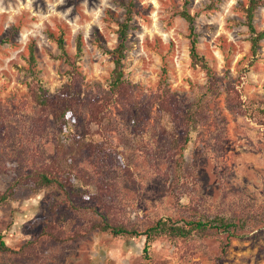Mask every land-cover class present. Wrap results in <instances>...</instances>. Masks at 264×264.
<instances>
[{
  "label": "rangeland",
  "instance_id": "374dc122",
  "mask_svg": "<svg viewBox=\"0 0 264 264\" xmlns=\"http://www.w3.org/2000/svg\"><path fill=\"white\" fill-rule=\"evenodd\" d=\"M129 1L133 14L122 63L133 97L145 103L165 83L187 108L203 91L207 77L190 64L188 26L178 15L183 0H0V40H7L0 47V192L55 157L51 116L35 121L39 109L24 70L28 48L35 50L38 84L53 96L67 84L69 67L47 32L61 27L70 55L80 35L77 70L86 102L106 89L113 68L107 51L117 45V22ZM260 2L252 19L257 32L264 30ZM246 7L247 0H188L186 5L195 17L197 51L217 77L219 94L189 132L183 154L190 174L177 198L167 191L169 139L157 105L139 129L121 106L111 105L102 130L92 127L98 133L93 139L104 149L99 166L89 152L74 160L78 196L73 203L81 209L60 204L64 196L53 186L15 187L13 197L0 205V234L14 253L0 254V264H264V127L229 105L225 91L232 85L243 101L264 99V38L253 56ZM87 118L83 105L79 131ZM52 205L57 217L48 228ZM196 211L242 222L235 232L240 238H231L222 254L226 235L215 231L205 238L161 235L144 254L142 236L115 237L88 228L105 216L144 230L160 218L176 222Z\"/></svg>",
  "mask_w": 264,
  "mask_h": 264
},
{
  "label": "trees",
  "instance_id": "16d2710c",
  "mask_svg": "<svg viewBox=\"0 0 264 264\" xmlns=\"http://www.w3.org/2000/svg\"><path fill=\"white\" fill-rule=\"evenodd\" d=\"M260 3V0H247V7L244 9L245 23L250 33V51L253 56L257 55L259 41L264 38V30L257 32L252 24L254 11ZM187 4L188 0H183V7L178 15L188 26L190 64L194 68L199 67L202 69L207 77L203 91L198 92L195 102L187 108L180 107L176 95L166 88L165 83L154 97L145 103L139 104L137 99L133 97L130 83L124 77L122 63L127 50L128 30L131 29L130 24L133 14V3L131 1L124 5L125 16L123 21L117 22V45L111 51H107L112 57L113 68L106 89L89 98L86 102H83L81 97L80 73L77 70V61L83 54V42L80 35L75 38L74 55H70L66 50L64 30L58 27L57 33L47 32L48 38L56 43L60 58L69 67L67 84L63 85L53 96H48L46 90L38 84L39 71L36 69L35 50L33 45L28 48L27 68L24 70L31 78L28 88H30L33 100L39 109L40 116L35 121L39 123L41 120L44 121L43 114L51 116L56 130L55 157L50 163L19 176L11 186L0 192V205L13 197L17 186L32 189L53 186L64 196V200L60 204L67 205L72 209H81L73 203L74 198L78 196L74 189V160L84 152H89V158L90 153L96 158L93 165L99 166L98 160L100 154H104V149L102 144L93 138L106 125L111 105L121 106L126 111L130 123L138 129L148 123L150 112L153 106L157 105L158 112L161 115L163 133L169 139L166 151L171 175L167 179V191L177 198L180 189L186 185L184 181L185 174H190L186 171L183 154L190 140L189 132L197 127L206 113L209 99L219 94L217 77L208 66L205 57L197 51L198 40L194 26L195 17L187 10ZM6 42V39L0 40V47ZM225 91L229 105L248 119L264 127V99L261 101H243L232 85H228ZM83 105L87 110L88 118L79 131L78 109ZM38 125L36 124L37 127H39ZM93 126L97 128L98 133L94 134L92 132ZM86 208L90 210V207ZM91 210L96 212L94 207ZM50 212L51 221L47 226L48 228L54 225L57 217L54 205L50 208ZM242 225V222L237 224L220 214H216L210 219L196 211L190 219L181 218L176 222L170 218H160L144 230L112 223L105 216H102L100 221L89 224L88 228L91 231L106 232L115 237L142 236L145 238L142 250L144 254L147 253L149 243L161 235L170 239L205 238L215 231L226 235L227 243L221 250V253L224 254L229 240L240 238L235 235V232L243 228ZM47 233L50 234V231L48 230ZM9 253L14 252L6 245L3 236L0 234V254Z\"/></svg>",
  "mask_w": 264,
  "mask_h": 264
}]
</instances>
